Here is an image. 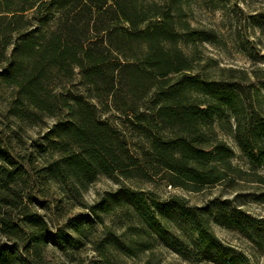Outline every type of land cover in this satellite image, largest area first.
Wrapping results in <instances>:
<instances>
[{"label": "trees", "instance_id": "16d2710c", "mask_svg": "<svg viewBox=\"0 0 264 264\" xmlns=\"http://www.w3.org/2000/svg\"><path fill=\"white\" fill-rule=\"evenodd\" d=\"M182 1L0 0V54L6 61L2 81L18 89L23 108L16 113L19 118L29 112L58 118L41 167L33 169L28 161L0 170L7 196L20 183L23 192L40 189L44 197L54 187L59 210L63 202L71 207L80 203L75 201L98 175H162L172 186L195 192L238 183L245 171L234 164L235 149L217 127L231 136L252 167L264 164V80L197 63L184 46L212 38H204L184 19ZM12 38L15 48L9 53ZM77 76L83 90L75 85ZM54 84L61 90L55 91ZM103 112H117L123 127L140 139V147L133 148L125 129L104 119ZM14 138L0 132V160L10 161ZM126 197L146 226L162 229L149 215L142 193L126 192ZM259 200L264 203V193ZM1 202L7 210L0 214V264H48V248L65 249L74 242V234L53 228L30 201L22 198L17 214L9 210V202ZM108 204L103 203L105 211ZM171 208L178 205L160 204L164 215ZM92 211L99 216L94 206ZM185 213L206 250L220 251L202 222ZM211 213L225 228L244 234L261 231L246 213L230 208L228 200L216 201ZM81 218H69L74 233L92 227V220ZM122 243L108 233L100 251ZM233 261L244 263L240 256Z\"/></svg>", "mask_w": 264, "mask_h": 264}, {"label": "rangeland", "instance_id": "374dc122", "mask_svg": "<svg viewBox=\"0 0 264 264\" xmlns=\"http://www.w3.org/2000/svg\"><path fill=\"white\" fill-rule=\"evenodd\" d=\"M182 5L184 19L192 28L204 32V38H212L184 46L197 63L210 67V70L218 66L234 68L239 76L245 72L256 82V74L264 80V0H183ZM12 39L13 43L7 46L9 53L15 48L16 38ZM5 66L6 61L0 54V132L7 139H12V135L16 138L12 140L10 161L0 160V170L8 168L10 171L28 161L35 169L43 165L50 152L49 138L55 137L51 130L58 118L32 112L19 118L16 112L23 105L18 103V89L2 81ZM79 78L77 76L75 85L83 90ZM56 84L53 85L55 91L61 90ZM69 87L72 88L71 85ZM119 116L117 112L102 114L104 119L123 127ZM123 129L133 148L138 149L140 139L132 135L127 127ZM217 130L235 149L234 164L245 171L238 183L218 184L195 192L172 186L162 175L151 174L149 178L140 175L133 179L98 175L82 192V198L70 201L80 203L71 207L70 203L63 202L59 210H56L55 201L60 197L54 187L44 197L40 189L23 192L25 186L20 183L18 190L7 196L6 189L0 184V214L7 210L2 200L9 202V210L17 214L24 206L23 198L24 202L30 201L32 209L46 215L53 228L63 227L66 232L74 234V242L65 249H60L59 245L47 249L45 258L48 264L64 260L72 264H235L233 258L239 256L243 258V264H264V203L259 200L260 194L264 193V164L252 167L231 136L219 127ZM30 153L32 157L28 158ZM126 192L142 193L151 212L149 215L163 224L161 230H153L144 224L140 211L130 203ZM106 200L109 209L105 211L103 203ZM224 200L229 201L230 208H237L250 216L261 231L251 230L244 234L218 224L215 213L211 211L216 201ZM174 203L178 208L169 209L165 215L161 213L160 204L172 207ZM92 206L99 216L92 211ZM185 211L202 222L203 229L221 247L220 251L213 248L206 250L196 225ZM78 214L82 215L81 219L93 221L88 229L90 231L83 234L73 232L68 224L69 218ZM108 233L114 234L123 243L101 252V240ZM126 246L136 253H130Z\"/></svg>", "mask_w": 264, "mask_h": 264}]
</instances>
